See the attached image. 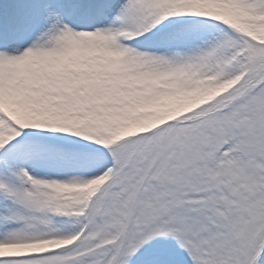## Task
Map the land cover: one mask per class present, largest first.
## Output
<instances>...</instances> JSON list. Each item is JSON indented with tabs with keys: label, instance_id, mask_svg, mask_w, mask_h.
I'll return each mask as SVG.
<instances>
[{
	"label": "snow or ice",
	"instance_id": "6c2138e0",
	"mask_svg": "<svg viewBox=\"0 0 264 264\" xmlns=\"http://www.w3.org/2000/svg\"><path fill=\"white\" fill-rule=\"evenodd\" d=\"M0 264H264V0H0Z\"/></svg>",
	"mask_w": 264,
	"mask_h": 264
}]
</instances>
